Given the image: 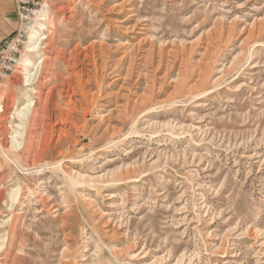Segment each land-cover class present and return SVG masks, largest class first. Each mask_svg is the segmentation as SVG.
Listing matches in <instances>:
<instances>
[{
  "label": "rangeland",
  "instance_id": "rangeland-1",
  "mask_svg": "<svg viewBox=\"0 0 264 264\" xmlns=\"http://www.w3.org/2000/svg\"><path fill=\"white\" fill-rule=\"evenodd\" d=\"M50 3L0 88V264H264V0Z\"/></svg>",
  "mask_w": 264,
  "mask_h": 264
},
{
  "label": "built area",
  "instance_id": "built-area-1",
  "mask_svg": "<svg viewBox=\"0 0 264 264\" xmlns=\"http://www.w3.org/2000/svg\"><path fill=\"white\" fill-rule=\"evenodd\" d=\"M17 4L18 27L15 32L0 43V88L7 81L14 67L20 62L23 51L33 30L42 18V13L55 0H15Z\"/></svg>",
  "mask_w": 264,
  "mask_h": 264
},
{
  "label": "bare ground",
  "instance_id": "bare-ground-1",
  "mask_svg": "<svg viewBox=\"0 0 264 264\" xmlns=\"http://www.w3.org/2000/svg\"><path fill=\"white\" fill-rule=\"evenodd\" d=\"M58 21V16L55 14H50L46 10L42 13V18L40 19L38 25L33 30L30 36V43L27 46V58L25 59L24 64V73L25 76V86H33L38 83L37 76L42 72L44 62L47 57H49L53 44L49 36L52 34L53 25ZM43 84L48 82V77H42ZM35 90V89H34ZM39 93L40 90H35V93ZM31 94V93H30ZM27 95V101L25 107L28 108V111L31 110V106L35 103L33 102V97ZM0 108H4V105H0ZM3 110V109H1ZM28 115V114H27Z\"/></svg>",
  "mask_w": 264,
  "mask_h": 264
},
{
  "label": "crops",
  "instance_id": "crops-1",
  "mask_svg": "<svg viewBox=\"0 0 264 264\" xmlns=\"http://www.w3.org/2000/svg\"><path fill=\"white\" fill-rule=\"evenodd\" d=\"M18 27L15 0H0V43L11 36Z\"/></svg>",
  "mask_w": 264,
  "mask_h": 264
}]
</instances>
